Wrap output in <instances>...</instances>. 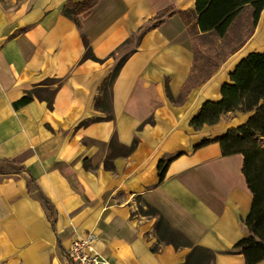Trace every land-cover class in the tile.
<instances>
[{
    "label": "crops",
    "instance_id": "crops-1",
    "mask_svg": "<svg viewBox=\"0 0 264 264\" xmlns=\"http://www.w3.org/2000/svg\"><path fill=\"white\" fill-rule=\"evenodd\" d=\"M81 1L0 0V264H69L72 240L88 232L110 264H184L191 248L158 242L156 218L135 214L138 200L214 253L213 264H245L227 251L247 236L252 195L243 157L224 156L217 140L251 113H227L199 130L190 121L220 100L242 59L264 52V9L251 36L186 88L195 63L189 29L208 34L179 15L194 0H98L77 25L62 10ZM166 10L104 99L112 53ZM82 36L97 61L83 60ZM47 79L59 81L51 108L36 98L14 108ZM168 159L160 181L158 163Z\"/></svg>",
    "mask_w": 264,
    "mask_h": 264
},
{
    "label": "trees",
    "instance_id": "trees-1",
    "mask_svg": "<svg viewBox=\"0 0 264 264\" xmlns=\"http://www.w3.org/2000/svg\"><path fill=\"white\" fill-rule=\"evenodd\" d=\"M194 1L193 11L179 12V15L186 19L187 22L195 21L198 32L203 34L214 32L218 38H222L228 32L235 16L243 8L250 7L252 9V31L248 35L249 38L264 9V0ZM97 2L98 0H83L78 3L68 2L63 7L62 12L66 17L72 19L79 25L77 17L86 14ZM167 12L169 10L158 13L151 20L150 24L144 26V28L131 38L134 39L136 45L139 43L145 31L156 28L163 22L161 18ZM172 14L169 13L167 16H171ZM131 39L122 44L121 47L129 43ZM82 41L85 48L83 60L91 59L97 61L92 55L88 41L84 36H82ZM133 49L134 47L121 56L104 80L101 86L104 99H108L110 96L112 83L122 65L134 51ZM115 53H112V56ZM211 74H208L205 81ZM54 85H59V81L56 79L45 80L15 102L13 104L14 108L22 107L34 98L40 101H46L48 107L51 108L52 98L56 90L52 89ZM191 87L193 85L188 86V88ZM167 96L169 99H172L168 92ZM220 96L221 98L218 102L204 103L200 112L190 121V126L194 130H199L205 125L213 126L217 124L220 117L227 113H251V116L243 125L228 130L217 142L224 156L240 154L243 157L242 175L252 195L249 213L243 221V225L247 230V236L235 244L227 253L242 255L245 264H258L264 261V52L250 53L246 58L242 59L229 74V82L222 85ZM86 123L84 122L83 124ZM134 146L135 142H133L127 151L130 152ZM170 161L171 159H168L158 163L160 181L163 180ZM106 167L111 168L107 165V162ZM41 200L49 208L47 202L42 197ZM147 208L150 211L149 217L156 218L154 228L157 234L161 229V225H165L167 227L166 229L170 231L164 236L158 235V242L171 244L174 248H191V254L184 264H189L191 260L194 261L193 264H213L214 253L200 247L192 246L181 233L173 231L166 224L156 209L150 206H147ZM152 250L155 251L157 248L154 247Z\"/></svg>",
    "mask_w": 264,
    "mask_h": 264
},
{
    "label": "rangeland",
    "instance_id": "rangeland-1",
    "mask_svg": "<svg viewBox=\"0 0 264 264\" xmlns=\"http://www.w3.org/2000/svg\"><path fill=\"white\" fill-rule=\"evenodd\" d=\"M189 31L190 34L194 36L195 63L192 74L187 81V86L198 85L201 84L202 81L204 82L208 74H213L216 71V68H219L220 64L238 46L245 42L252 31V9L250 7L243 8V10L235 16L228 32L222 38H218L214 32L198 38L195 36L194 28H190ZM134 46L135 41L134 39H131L129 43L116 51L113 55L114 65L123 54L127 53ZM135 214L149 217L150 211L141 201L138 200L136 203ZM166 228L165 225H161L158 235L164 236L169 233L170 231ZM157 247L158 246L156 245V248Z\"/></svg>",
    "mask_w": 264,
    "mask_h": 264
},
{
    "label": "built area",
    "instance_id": "built-area-1",
    "mask_svg": "<svg viewBox=\"0 0 264 264\" xmlns=\"http://www.w3.org/2000/svg\"><path fill=\"white\" fill-rule=\"evenodd\" d=\"M97 236L88 232L76 235L67 251L69 264H110L95 249Z\"/></svg>",
    "mask_w": 264,
    "mask_h": 264
}]
</instances>
